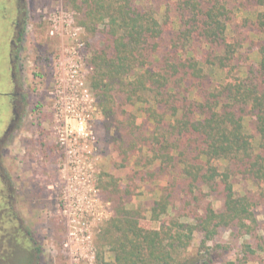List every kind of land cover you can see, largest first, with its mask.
Listing matches in <instances>:
<instances>
[{"label": "trees", "instance_id": "16d2710c", "mask_svg": "<svg viewBox=\"0 0 264 264\" xmlns=\"http://www.w3.org/2000/svg\"><path fill=\"white\" fill-rule=\"evenodd\" d=\"M77 1L107 139L119 166L133 167L129 181L159 191L150 209L158 229L115 198L104 233L115 264H191L184 254L196 233L198 254L216 264L225 232L238 251L227 264H264V10L252 20L257 65L241 64L242 46L227 36L241 8L264 9V0ZM24 34L23 22L14 56L22 87ZM214 68L223 83L213 82ZM10 213H0V264H39L33 233Z\"/></svg>", "mask_w": 264, "mask_h": 264}, {"label": "rangeland", "instance_id": "374dc122", "mask_svg": "<svg viewBox=\"0 0 264 264\" xmlns=\"http://www.w3.org/2000/svg\"><path fill=\"white\" fill-rule=\"evenodd\" d=\"M77 3L17 0L16 4L17 16L25 25L18 59L24 103L22 119L13 125L15 129L12 126L14 132L1 155L7 178L0 180V213L14 211L22 218L41 248L39 264H115V251L104 240V233L115 217L118 197L127 210L141 212L143 228L160 226L150 213L159 191L144 180L129 181L135 173L133 167L119 166L107 139L104 115L91 85L89 36L80 24ZM245 7L227 36L240 42L241 64L253 67L250 64L257 65L260 56L254 50L259 36L252 20L255 12L264 9L253 4ZM10 36L0 14V56L7 50ZM246 68L238 69L240 76ZM210 73L215 83L226 79L216 68ZM258 219L259 233L264 236L262 207ZM201 239L196 233L184 254L191 264H207V258L198 254ZM222 240L225 249L218 252L216 264L237 257L230 232Z\"/></svg>", "mask_w": 264, "mask_h": 264}, {"label": "flooded vegetation", "instance_id": "af4514ba", "mask_svg": "<svg viewBox=\"0 0 264 264\" xmlns=\"http://www.w3.org/2000/svg\"><path fill=\"white\" fill-rule=\"evenodd\" d=\"M16 4L17 0H0V14H3V19L7 22L11 33L7 50L3 56H0V180L4 181L7 178V171L1 155L9 134L14 132L13 125L18 124L22 119L24 103L23 87L19 79L15 78L17 61L14 56L18 47V32L21 29V19L17 16L19 11ZM15 32L16 38H14Z\"/></svg>", "mask_w": 264, "mask_h": 264}]
</instances>
